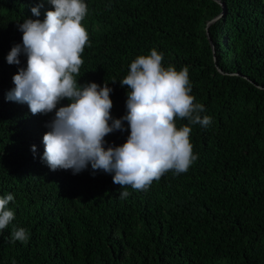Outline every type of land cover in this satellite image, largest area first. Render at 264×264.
Here are the masks:
<instances>
[{
  "label": "trees",
  "instance_id": "1",
  "mask_svg": "<svg viewBox=\"0 0 264 264\" xmlns=\"http://www.w3.org/2000/svg\"><path fill=\"white\" fill-rule=\"evenodd\" d=\"M84 2L89 42L76 80L112 89V120L127 114L130 89L120 82L130 64L155 49L165 68H188L191 95L212 122L177 118V128L191 127L198 158L134 190L90 165L50 170L32 151L40 120L1 108L11 142L0 143V198L13 195L16 209L0 230V264H264V0ZM51 10L47 0H0V63L22 43L19 24ZM18 59L26 69L27 56ZM122 127L105 149L127 141V121ZM19 228L26 242L12 239Z\"/></svg>",
  "mask_w": 264,
  "mask_h": 264
},
{
  "label": "clouds",
  "instance_id": "2",
  "mask_svg": "<svg viewBox=\"0 0 264 264\" xmlns=\"http://www.w3.org/2000/svg\"><path fill=\"white\" fill-rule=\"evenodd\" d=\"M54 10L46 18L26 19L19 24L22 43L12 47L6 63H0V109L14 108L31 119L40 120L41 128L34 138L32 151L39 149L52 171L71 170L78 174L91 166L113 174V183L120 188L147 190L165 173L187 172L198 158L190 141L191 127L177 128L176 119L190 124L208 126L210 116L201 117L204 106L191 95L188 68L177 71L163 66V54L151 50L130 64L121 86L130 91L126 101L127 114L112 120V89L96 83L79 86L76 76L83 64L82 54L89 36L82 21L88 7L84 0H47ZM39 16V8H32ZM27 56V68L18 57ZM114 83V82H113ZM68 100V106L57 105ZM55 111V117L47 114ZM112 121L109 124V121ZM127 121L130 135L119 147L105 149V137L123 130ZM11 142L0 129V143ZM127 191L120 194L126 198ZM14 197L9 193L0 198V230L14 219L8 206ZM14 241L26 242L23 228L13 229Z\"/></svg>",
  "mask_w": 264,
  "mask_h": 264
},
{
  "label": "water",
  "instance_id": "3",
  "mask_svg": "<svg viewBox=\"0 0 264 264\" xmlns=\"http://www.w3.org/2000/svg\"><path fill=\"white\" fill-rule=\"evenodd\" d=\"M221 15H222V14H221ZM221 15L217 16L214 20L219 19V18L221 17ZM214 20L209 21V22L207 23V26H208L209 24H211Z\"/></svg>",
  "mask_w": 264,
  "mask_h": 264
}]
</instances>
